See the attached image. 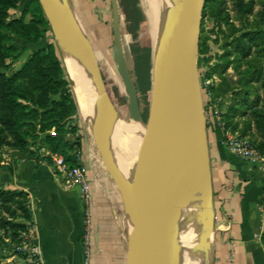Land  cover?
I'll return each instance as SVG.
<instances>
[{
  "label": "crops",
  "instance_id": "crops-1",
  "mask_svg": "<svg viewBox=\"0 0 264 264\" xmlns=\"http://www.w3.org/2000/svg\"><path fill=\"white\" fill-rule=\"evenodd\" d=\"M68 1L77 15V10H79L85 16L86 12L95 9L94 3L108 4L114 0ZM85 80L86 85L88 84L87 89L83 90L85 94H80L73 81L72 83L73 92L81 107V119L86 127L84 114L86 110L91 114L90 101H102L110 106L114 113L116 112L102 84L100 91L102 99H98L94 84L90 83L87 73H85ZM85 102L86 106H84ZM228 103L230 99L226 96L224 102L207 115L212 191L210 219L214 228L211 264H264V242L262 241L264 233V154L257 161H250L235 155L228 148L226 138L230 130L224 129L220 115L227 110ZM91 118L92 115L90 122L99 132L93 139L97 141L100 152L118 180L117 173L101 149V144L108 146L109 135L107 131H100L96 124L97 120L94 117ZM103 136L105 141L101 143L100 139ZM80 161L88 169L91 187L88 206L93 221V262L94 264H126L128 235L126 222L120 212V200L115 194L111 181L104 177L99 166L94 165L91 159L84 157V154ZM124 180V184L128 182ZM119 183L120 188L124 187L122 181ZM190 185L192 182L189 174L182 173L177 193ZM203 185L204 183L200 182L202 198L190 205L180 201L176 193L177 200L174 209L175 219L179 227L183 229L184 248L201 264L207 261L210 243L209 233L207 236H202V232L206 231L207 227L210 231L202 215L206 198V185ZM0 189L21 190L28 195L31 211V219L28 223L35 226V241L45 264H82L87 204L79 186H69L63 176L56 173L53 163L45 159L36 160L35 157L18 149L4 146L0 148ZM122 197L124 202V196ZM6 236L10 234L0 228V264L2 249L7 243ZM175 243L176 236L174 237V259ZM230 258L233 259L232 263Z\"/></svg>",
  "mask_w": 264,
  "mask_h": 264
},
{
  "label": "trees",
  "instance_id": "trees-1",
  "mask_svg": "<svg viewBox=\"0 0 264 264\" xmlns=\"http://www.w3.org/2000/svg\"><path fill=\"white\" fill-rule=\"evenodd\" d=\"M21 1L0 0V67L9 66L7 60L20 54L15 37L29 45L46 41L21 68L11 74L0 71V148L8 146L51 163L46 153L56 152L70 165H77L82 134L75 121L81 115L60 46L39 0H29L19 17H11L10 10L17 9ZM125 2L128 5L131 1ZM243 8L247 12L252 5ZM226 46L232 49L225 51L217 68L227 73L233 63L229 57L236 54L243 72L236 81L229 75L222 79L219 90L230 93L231 99L220 114L221 122L225 130L235 131L236 117L250 116L261 138L257 147L264 154V31L243 32ZM30 219L28 195L21 190L0 189V228L16 239L28 230Z\"/></svg>",
  "mask_w": 264,
  "mask_h": 264
},
{
  "label": "rangeland",
  "instance_id": "rangeland-1",
  "mask_svg": "<svg viewBox=\"0 0 264 264\" xmlns=\"http://www.w3.org/2000/svg\"><path fill=\"white\" fill-rule=\"evenodd\" d=\"M28 1L22 0L17 9H11V17H19ZM129 1L131 2L128 5H126L125 0H114L112 3L108 2V4L104 2L100 4L94 3L95 9L86 12L85 16L81 11L77 10L81 25L92 42L98 67L110 101L121 120L134 130L133 141L129 151L126 152L128 157L138 151V146L144 133L158 66L155 55V32L148 17V0ZM249 4L252 5V10L245 12L243 7L248 8ZM242 5H240V0L205 1L198 51V67L206 115H209L212 110H216L224 102L226 96H229V99H231L230 93L222 94L219 90L222 79L229 75L236 81L243 72V67L239 66L236 54H232L229 57L233 63L227 73H222L217 68L225 59V51L232 49V47H227L226 45L235 36L243 32L257 29L264 31V0H242ZM74 13H76L75 10ZM115 15L116 17L114 18ZM28 19L29 17H27ZM45 41L43 40L38 45H29L18 37H15V43L19 47L20 54L16 59H8L7 64L9 66L0 67V71L11 74L21 68L28 56L38 48L43 47ZM119 55L124 59L137 90L141 112V119L139 121H134L129 112V100L119 72ZM101 122L105 124L106 119H102ZM75 123L80 127L82 134V146L77 148V150L81 152V156L84 154V157L91 159L94 165L99 166L103 171L104 177L111 181L115 194L120 200L121 216L126 222L128 215L118 181L121 166L117 153L118 149L116 148L111 152V159L109 158V151L105 148L104 144H101L104 142L99 143V145L101 144L102 152L117 173V180L112 170L106 165L97 143L87 132L84 121L79 118ZM135 124L139 125V127H135ZM234 124L237 125V128L235 131L230 130V132L238 138L248 141L258 149L257 145L261 138L250 116L236 117ZM67 136L70 137L71 133ZM135 137L137 138L136 140ZM40 152L42 153V150ZM202 156L204 175L206 177L207 210H209L211 192L208 188L209 174L205 166L204 150ZM202 215L210 224V243L208 246V258L205 264H211L213 258L212 238L214 228L211 219H209L210 217H208L209 214L205 212L204 204ZM91 248L93 252V237L91 238ZM92 264H94L93 259Z\"/></svg>",
  "mask_w": 264,
  "mask_h": 264
},
{
  "label": "water",
  "instance_id": "water-1",
  "mask_svg": "<svg viewBox=\"0 0 264 264\" xmlns=\"http://www.w3.org/2000/svg\"><path fill=\"white\" fill-rule=\"evenodd\" d=\"M66 1L69 3L68 0ZM205 1L174 0L168 11L167 40L160 64L157 66L149 116L140 142L133 206L126 220L128 235L126 264H174L171 253L172 208L176 200L175 183L180 173L178 158L184 145L183 136L192 125H195L194 132L199 137L202 151L204 150L205 166L209 174L208 188L211 192L209 210L211 211L208 123L198 67ZM39 2L60 46L47 13V5L52 2L51 0H39ZM75 16L80 22L76 13ZM80 36L86 55L112 105L92 42L84 29L80 32ZM118 65L129 100L131 118L139 121L141 112L137 90L120 55ZM106 165L108 166L107 163Z\"/></svg>",
  "mask_w": 264,
  "mask_h": 264
},
{
  "label": "bare ground",
  "instance_id": "bare-ground-1",
  "mask_svg": "<svg viewBox=\"0 0 264 264\" xmlns=\"http://www.w3.org/2000/svg\"><path fill=\"white\" fill-rule=\"evenodd\" d=\"M173 1L174 0L147 1L148 9H149L148 10L149 21L151 26H153L155 32V55L158 65L160 64V58L162 56L163 49L167 40L166 18L168 15L169 8L173 3ZM51 2L52 3L50 5H47V13L53 23L56 36L58 38V41L62 49L64 63L69 72L71 81L74 82V85L79 90L80 94L81 93L85 94L86 92H84L83 90L87 89L88 86V84L86 85V80H85V73H87L90 83L92 85L94 84L95 87L94 89L96 90L98 99L100 98L102 99V97L100 96L101 82L99 79H97L98 77L95 74L90 59L86 55L84 45L81 41L80 32H83L82 25L77 20V17L75 16V13L71 5L66 0H51ZM69 5L71 9L69 8ZM75 98L77 100L78 106L80 107L76 94H75ZM92 102L90 101L89 103L90 104L89 107L90 109H92L91 114L88 112V110H86V113L84 114L87 132L93 138L94 136H97V133H99L95 130V128L92 126L90 122V116L92 115V118L94 117L95 120H97V123L96 122L95 123L97 124L99 130L107 131L109 135L108 136L109 144L108 146H105V148L109 151V156H110L109 158H111L112 156L111 152L114 151V149L116 148L118 149L117 153L121 164L119 181L120 182L122 181L123 184L125 181L124 179H126V182L128 181L123 185L124 187L121 188L123 193L122 196H124L126 212L127 215L129 216L133 206L134 181H135V173H136V167L139 157L140 144L139 146L137 145L138 151L134 153V155L128 157L126 152L129 151V148L133 141L132 139L134 137L133 136L134 130L132 129L131 126L129 127L128 125H126L125 122H123L121 118L118 116V114L114 113V111L110 108V106H107L105 103L99 100H96L93 103ZM86 105L87 103L85 102L84 106ZM80 111H81V107H80ZM102 119L103 120L106 119L105 124H102L101 122ZM135 127L138 128L139 125L137 126L135 124ZM194 128L195 125H192L190 129L183 136L182 140L184 145L178 158V167L180 169V173L175 183V192L177 193L178 191L177 188L181 180L182 173L189 174L192 185L188 187L186 186L184 189H182L177 193L179 195V198L181 199L180 201L182 202L184 201L185 204L187 203L189 205L191 203H194L196 200L202 198L200 182H203L205 185V180H206V177L204 175V168H203L202 146L198 135L194 132ZM136 139L137 138L135 137V140ZM100 141L101 142L105 141L104 136L103 138L100 139ZM131 158H133V160H131ZM205 193H206V198L204 200V209L205 212L209 214L208 217H210V210H207L208 208L207 188ZM176 200H177V195H176ZM176 200L172 208L171 253H172L173 262L174 264H201L195 256H193L191 253L185 250L184 245L182 243V239L184 238L183 229L179 227L174 216ZM204 221L208 223V221L205 218ZM208 225L210 224L208 223ZM208 233L209 231L207 229L206 231L202 232V236H207ZM175 236H176V243H175V259H174ZM208 241H209V236H208Z\"/></svg>",
  "mask_w": 264,
  "mask_h": 264
},
{
  "label": "built area",
  "instance_id": "built-area-1",
  "mask_svg": "<svg viewBox=\"0 0 264 264\" xmlns=\"http://www.w3.org/2000/svg\"><path fill=\"white\" fill-rule=\"evenodd\" d=\"M217 114V112L215 111ZM228 148L235 155L248 159L250 161H257L260 159V151L246 140H242L232 134H228L226 138ZM47 156L52 163L59 168L65 182L69 185L79 186L82 196L87 204L86 218H85V234H84V258L82 264H92L93 252L91 248L93 221L89 212V203L91 198V187L88 178V169L80 161L77 165H70L63 155L56 152H47ZM79 160H81V152L78 153ZM35 226L30 223L28 230L21 232L16 239L11 236H6V245L2 249L1 264H45L41 255L39 246L35 241ZM232 258L230 261L232 263Z\"/></svg>",
  "mask_w": 264,
  "mask_h": 264
}]
</instances>
